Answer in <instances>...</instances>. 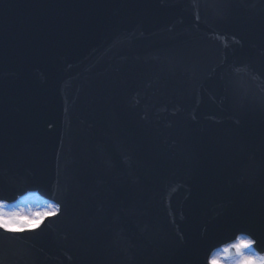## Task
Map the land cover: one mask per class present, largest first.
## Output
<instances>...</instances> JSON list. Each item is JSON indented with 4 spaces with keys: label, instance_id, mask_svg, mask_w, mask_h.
Returning a JSON list of instances; mask_svg holds the SVG:
<instances>
[{
    "label": "water",
    "instance_id": "obj_1",
    "mask_svg": "<svg viewBox=\"0 0 264 264\" xmlns=\"http://www.w3.org/2000/svg\"><path fill=\"white\" fill-rule=\"evenodd\" d=\"M136 6L149 5L147 6L150 9H155L156 5L163 2L164 0H130ZM237 1V0H236ZM174 2H167L166 4H170L169 7L177 9L179 12L181 5L180 0H177V4ZM119 0H0V106L2 107L7 102L6 95L9 93H14L18 98L23 101H28V93L26 96L23 95L24 89H28L32 84L36 82L42 85L38 80L39 77L43 76L42 73L45 74L44 77H50L52 70L55 67V71L59 65H64L66 62L74 63L76 66L77 59L79 56H82L83 51L88 47L95 46L93 43L97 41L96 36L103 37L100 31L95 33V29H100L102 25H109L111 19L107 16L106 13L101 10H95L92 12L89 17L91 19H87L88 12L94 10L97 6L104 5H115L118 4ZM234 5L228 4L221 6V9L226 7L224 11L226 12L227 17L224 21H229L231 19V14L234 12L239 17L244 15L243 11H239L233 7ZM104 9V8H101ZM163 10L166 7L162 8ZM88 17V18H89ZM115 21V19L113 20ZM150 22V21H149ZM244 25L246 24L245 19L242 21ZM220 22L218 21L217 24ZM77 26L78 31L77 38H75L72 32L75 30ZM61 26L64 31H66L67 35L64 36V33L61 32L58 27ZM192 28V22H191ZM152 27L145 28L143 30V34L147 37H150L152 34L150 33ZM89 33H85L88 32ZM192 31L194 33L198 32L205 39L203 44L199 43V48L204 52L202 53L201 61L202 65L206 69H210L211 71L216 70L220 74V79L223 82L222 87L227 88L228 94L227 97L232 104L235 101L236 104V112L240 111V101H237V94L232 93V88L234 87V83L231 78H229L226 74V65L222 57L211 53L210 49H216V45H218L217 35L213 33V29L205 27L199 21H193ZM224 31V26L222 27V32ZM63 33V34H62ZM253 34L249 30L248 27L242 29L239 40L243 42L246 38L252 37ZM108 45H113L114 41L111 39L107 40ZM264 44V43H263ZM257 43L254 46L255 51H261V54L264 56V47ZM197 48L196 46H193ZM252 49V50H253ZM100 58V57H98ZM193 60H197V58H193ZM103 61V58H102ZM190 64L193 65V72L196 74L197 68L194 65V61L188 60ZM123 65H119L117 68L121 69ZM260 66L257 65L255 69H258ZM133 68V67H131ZM131 68H127L125 70L126 75L131 74ZM134 69V68H133ZM219 77L216 76V79ZM145 86L149 89V93H147L143 88L141 90L136 91V96L140 99L139 102L134 104V110L130 113V116L133 118L137 115L141 116V111L145 113L143 118L147 120L149 123L152 119L159 115L158 108L160 98L163 99H175L181 100L184 99L185 96L191 94V89L198 90L197 88H189V81L182 86H172L170 91H166L163 88H154L150 83L145 82ZM4 88V89H3ZM4 100V101H3ZM145 102V105H143ZM207 102V98L204 99V104L202 109L205 110L204 106ZM11 103V102H10ZM219 111L228 112L223 103L217 104ZM50 111H54L55 115H59L61 117L65 116V112H61L55 108H50ZM169 117H171L170 112L168 111ZM115 120H117V116L113 114ZM1 125V122H0ZM119 128H122L119 124L117 125ZM219 127H223L222 124H219ZM97 127L91 124L89 121H81L79 122V126H75V123H71L69 125V129L72 133L83 137L85 135V130L94 131ZM133 130V125L130 127ZM114 131L115 129L112 128ZM244 130V127L242 128ZM235 131V130H234ZM2 132V129H0ZM50 134V129L46 132ZM3 135V134H2ZM0 135V138L2 137ZM121 136L123 134H120ZM54 136H58L57 132H54ZM49 138V136H47ZM6 147L7 150H11L14 144V140L10 135L6 134ZM110 140V139H109ZM29 142L33 145H40L39 140L37 138H29ZM53 142V141H52ZM107 146H110L108 141H105ZM89 147L92 146V143H88ZM151 146V145H150ZM131 147V145H129ZM154 147V145H153ZM116 149V148H115ZM45 151V149H42ZM119 150V149H116ZM160 150V149H158ZM248 152L252 155L251 159H255L257 161L258 166L256 165H243V168L236 169L237 164L234 161L232 164L222 163L217 167L213 176L218 178L217 187L220 189L221 185L225 181H228L233 178L236 180L238 178L241 184H238V190L240 193L235 191V194L241 195V199L239 204L234 205V208L229 206L224 202V207L228 208L229 211L239 212L244 211V215L251 212L245 210L246 208L251 209V203H254L253 199H251L252 191L254 187L262 188L264 187V164L262 163L261 153L264 154V145L261 148V151L256 148L254 144L251 143V150L247 149ZM92 152H97V149L92 148ZM161 151V150H160ZM98 154V153H97ZM145 154L150 156L151 149L146 148ZM41 158V155L38 156ZM247 158L248 154H247ZM50 162L60 163V158H58L54 153L48 159ZM128 160L132 163V174L135 176V168L137 165H134L133 157L128 158ZM242 160V158H241ZM250 160V159H249ZM252 161V160H251ZM99 167H104L106 161L97 162ZM256 168H259L263 175L259 173H255ZM16 170L20 173H16L22 179H24L25 183L31 184L34 183V180L39 182L41 181V171L40 169H26L23 167H18ZM22 173V174H21ZM200 174L198 170L196 172ZM60 176L62 177L61 188L62 192H58L55 188L57 187L58 180L55 177H51L50 174L47 173V178L51 179L48 183L49 190H46L47 193L52 195L63 194L67 201H73L76 192H81L82 187L78 184V177H81L82 174H77L75 176L73 173L69 171H60ZM142 177V175H141ZM112 181H119V186L121 187L122 193L127 195L128 190L131 193V187L128 185L129 178L126 176L124 169L118 174L117 172H113L110 177ZM8 178H4L0 175V189L4 185H9ZM135 190L134 195L132 197H128L126 200L127 204H134L137 207V213H141L143 209L147 211H143V214L153 217L151 212L148 211H159L158 216L154 218V220H149L153 226L157 225L164 226L168 223L172 228L173 224V216L167 215L162 210L159 204L156 201H153L149 204L144 203L142 198V185L139 182L138 177L134 180ZM35 184V183H34ZM37 186V185H36ZM39 187V186H38ZM193 188H179L180 193L190 200H193L190 204L186 206L188 209L194 208L195 211H199L197 215H201L202 217L198 221V223L190 226L191 231L195 232L197 229V236L193 239L200 240V236L198 232L201 234L203 238V244L205 243L204 239L209 237V233L211 229H215V225L220 228L221 224L224 223L225 229L229 228L227 221L225 220V216L219 212L220 219L212 224L209 220V216L211 212H215L217 207L216 202L211 199L206 204L208 207H202L201 204L205 203V198L209 197L208 194L204 192L202 188L198 189ZM40 188V187H39ZM230 188H228V191ZM243 194V195H242ZM115 195V193H114ZM222 194L220 193L219 197L222 201ZM89 199V197H86ZM80 200L82 201V193H80ZM238 200V199H237ZM201 202V203H200ZM200 206V207H197ZM191 206V207H189ZM83 209L80 207L81 212L76 214L75 222H69L66 219L64 222L69 225H64V230L61 231V236L66 240L70 239L71 235L76 232V229L81 230L80 220L81 215L84 213ZM121 209V219H126L127 213L125 212V201L120 204ZM54 207L47 204L44 201H41L35 195H29L18 202L12 205H4L0 204V216H11L19 218V225H17L13 230L20 228H28L37 225L43 215L52 212ZM240 211V212H241ZM240 214V213H239ZM241 219V217H239ZM98 220L96 218L93 219L92 223L95 224ZM176 222H181V220L177 219ZM183 226V222L180 223ZM189 229V228H188ZM57 230L53 231L56 232ZM157 231V230H156ZM58 232V231H57ZM66 232V237H65ZM135 233V232H133ZM137 233V239H133V242L136 245L143 246L148 240L152 238L153 235L149 233L143 235L144 233L139 230ZM78 234L81 235L79 231ZM52 236L55 237V240L49 241L47 244L51 247V250L47 248L48 253L52 252V254L59 255L57 260L60 264H74V261H78V257L80 256V252L77 251L75 253L74 249L68 248V246L62 241L60 237H56V233H52ZM74 238V237H73ZM52 239V238H51ZM76 239H80L79 236H76ZM81 241V240H80ZM81 243V242H80ZM85 240H83L82 245H84ZM199 243V247L190 246L188 249H183V253L179 255V257L175 260L173 264H197L199 263L198 259L200 255V247L203 245ZM193 245H198L195 243ZM38 247V248H37ZM39 250L40 248H44L42 244L37 246V243L31 242V247L29 249L28 256H35L38 252L35 250ZM166 249V243L163 241L155 240L153 241L146 250L147 253H142L136 256L129 257V253L127 254L126 264H148L149 261H153L155 259L161 260L164 256V252ZM19 251V250H18ZM84 255V262L86 264V258H89V254ZM26 254H16L12 257V259L17 260L15 263L10 262V259H6L10 264H51L47 259L40 258H29ZM125 258V254L123 256ZM7 262V263H8ZM6 262L0 263L4 264ZM8 263V264H9ZM76 264H81L77 262ZM157 264V263H155Z\"/></svg>",
    "mask_w": 264,
    "mask_h": 264
},
{
    "label": "snow or ice",
    "instance_id": "obj_2",
    "mask_svg": "<svg viewBox=\"0 0 264 264\" xmlns=\"http://www.w3.org/2000/svg\"><path fill=\"white\" fill-rule=\"evenodd\" d=\"M59 205H57L54 208V212L59 210ZM47 215V214H46ZM17 225H19V218L16 217H11V216H0V229H3L5 231H12ZM241 242H247V246L244 248H241L239 250V253L241 255H243V251L244 249H248V250H252L253 246L257 243V241L255 240V238L252 236L251 233H248L247 235H243V236H236L235 237V242L230 244L228 247H225L223 249V251L225 253L229 252V250L231 248H234L236 250V246L237 244H240ZM237 251V250H236ZM213 260H215V257L213 258Z\"/></svg>",
    "mask_w": 264,
    "mask_h": 264
},
{
    "label": "clouds",
    "instance_id": "obj_3",
    "mask_svg": "<svg viewBox=\"0 0 264 264\" xmlns=\"http://www.w3.org/2000/svg\"><path fill=\"white\" fill-rule=\"evenodd\" d=\"M247 246V242H241L240 244H237L236 246V250L237 253H239V250L241 248H244ZM258 259L256 257H250V256H245L240 262L239 264H264V255L257 253L256 254ZM212 264H219L218 261L213 260Z\"/></svg>",
    "mask_w": 264,
    "mask_h": 264
},
{
    "label": "rangeland",
    "instance_id": "obj_4",
    "mask_svg": "<svg viewBox=\"0 0 264 264\" xmlns=\"http://www.w3.org/2000/svg\"><path fill=\"white\" fill-rule=\"evenodd\" d=\"M248 256L246 254L240 255V257L229 258L224 257L222 253L216 254L215 260L219 262V264H239V262L245 257ZM251 257V256H250Z\"/></svg>",
    "mask_w": 264,
    "mask_h": 264
}]
</instances>
